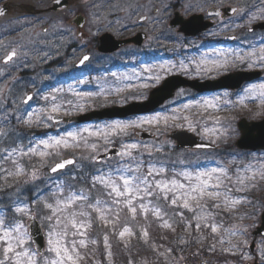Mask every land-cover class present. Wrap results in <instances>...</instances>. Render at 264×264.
<instances>
[{
  "label": "flooded vegetation",
  "instance_id": "af4514ba",
  "mask_svg": "<svg viewBox=\"0 0 264 264\" xmlns=\"http://www.w3.org/2000/svg\"><path fill=\"white\" fill-rule=\"evenodd\" d=\"M175 14L198 15L193 24L199 32L185 36L177 26H170ZM260 22H264V0H62L60 4L56 0H0V43L7 42V51L2 56L0 52V83L37 70L44 76L46 104L94 109L114 103V88L119 84L115 76L127 78L124 91L134 85L141 91L179 69L200 80L243 69L261 70L263 75L259 65L246 68L237 59L245 47L264 42L260 37L264 29H253ZM39 26L41 35L35 32ZM105 35L114 40L136 39L115 51L101 52L100 40ZM105 39L111 43L109 37ZM35 41L34 46L28 45ZM19 48L24 53L20 58ZM13 49L17 55L5 62ZM85 55L89 59L78 66ZM227 55L233 67H227ZM157 67L163 69L154 70ZM157 76L162 78L155 83L147 79ZM259 78L242 87L257 85ZM189 91L198 99L230 90ZM51 92H55L54 100ZM13 127L18 130L17 123Z\"/></svg>",
  "mask_w": 264,
  "mask_h": 264
},
{
  "label": "rangeland",
  "instance_id": "374dc122",
  "mask_svg": "<svg viewBox=\"0 0 264 264\" xmlns=\"http://www.w3.org/2000/svg\"><path fill=\"white\" fill-rule=\"evenodd\" d=\"M41 26L37 27L35 32L41 35L40 32ZM45 37V36H44ZM42 37V38H44ZM261 38L264 37V35L260 36ZM39 43L43 44V39H40ZM37 42H31L28 43V45L34 46ZM42 47V45H40ZM261 47H264L263 45L258 46L255 49L256 54H259V49ZM7 42L0 43V52L1 56L7 51ZM34 49V48H32ZM35 50V49H34ZM254 50H242L241 55H244L246 57V61L241 63L238 61L241 65L249 66V63H252V65H259L258 68L263 69L264 67L261 66V63L256 61V56L247 57V53L253 52ZM23 51L19 48L18 57L23 56ZM198 56L195 57L197 59ZM227 60V67H233L234 63L229 58V55L226 57ZM237 65V64H236ZM160 68L163 69V67H157L154 68V70H159ZM186 73L184 69H179L180 74L183 73L182 71ZM178 72V73H179ZM11 80L8 82L0 83V126L2 122L4 121V117L12 116L15 119L18 118V112L21 110H24L27 106L23 104L22 100L25 96V94L29 91H31L34 94H36V98L40 97L38 94L40 89L44 86V76L37 73V70L34 71V74L31 76L21 77V78H14L9 77ZM162 78V77H161ZM159 77V80L161 79ZM121 79V77H119ZM138 79V78H133ZM150 80V82L154 83L159 80L155 79V77H149L147 78ZM18 80V81H16ZM264 83V81L262 82ZM261 83V84H262ZM254 86V85H253ZM252 87V86H250ZM248 87V88H250ZM247 89V88H245ZM244 91L238 92L237 95L232 96L231 93H224L221 96H218L217 94L211 95L209 97L199 98V99H191L190 94L185 91H179L176 93L174 97V101L170 102L166 108H168L172 114L171 115H163L161 113H156L152 116H141V117H135V118H128L125 120H113L109 121L107 123H97L98 127H103L106 124H110L114 121L119 122H129V121H139L140 119L145 118H152L159 116L161 117L159 123H152V124H144L141 128H136L130 130V134L127 136H113L110 137L111 143L105 144L104 141L96 140L95 137H90L88 133L82 132L81 135H85L86 138L89 141V145L95 143L97 145V149L95 152L91 150L90 147H85L83 144V141L80 142L79 148H69L64 149V151H67L68 153H71L68 156L74 157L78 163H76L75 168L73 170H79L83 169L84 165L89 166L90 168H96L98 172H101L103 168L109 166V167H117L119 163H121L120 158H115V160L112 161H102L100 163H95L91 159H84V157H91L92 155H98L102 152H105L109 147L112 145H116L119 149H121V146L123 144L127 143H137L138 148L133 151L134 152H140L144 155L148 156H156V155H149V152L151 153H157L158 149L165 151V159H174L176 163H179L181 167H185L188 171H197V170H204L207 168L212 167H220V166H227L229 169V175L233 176L235 179V174L237 168H239L240 163L245 166L249 163H251L252 160H254L253 165L254 168H258L260 166V163L264 162V154L262 152H253L251 153H244L243 155L245 157H241L239 160L240 163L238 165L235 164V166L238 167H231L232 163L231 161H235L236 158H238V153H236L235 148L231 146L229 149L232 151L235 155L233 159H230L229 162L231 164H222L221 161L217 160L218 158L215 155H212L213 153L210 151H196L195 153L191 154V158L188 156L186 157L185 154H181L178 151H174L173 143L167 138V133L169 132L167 129L171 126L178 129H185L188 130L195 135L199 136L202 140L210 142L212 144L218 145L220 147L225 146L228 142L231 144L234 139L238 136V132L235 126L237 118L241 116L248 115L249 117H254V119L261 118V113L259 112L258 108L264 106V102L258 101L254 99H245V95L247 94ZM147 91L145 89H142L141 91L138 89V86L134 85L132 87L128 88V92L125 94H115L113 97L114 102H120L125 103V101H131L140 99L141 97L145 96ZM52 97H54L55 92H51ZM204 100H213L214 103L217 105L215 108L206 107L203 105ZM32 101V100H31ZM44 101V100H43ZM11 103L13 105V108H9L6 111H4L5 105ZM7 104V105H8ZM28 105V104H27ZM33 103L30 105L32 106ZM110 105V104H109ZM187 105L188 107H185ZM5 106V107H4ZM62 114H65L67 110L60 109ZM53 113L50 112V109H39L38 114L34 115L33 118L36 119L37 116H39V122L42 124H48L50 119H47L49 115H52ZM254 114V115H253ZM163 117H168L167 125L165 124V121ZM173 117H177L176 119H173ZM184 117H188V120L186 121ZM252 117V118H253ZM256 117V118H255ZM230 122L231 124L228 125V132L225 134L224 129L225 127H222L225 123ZM189 123H191L192 127H189ZM21 130L25 133H30L26 128L28 126L25 123H21ZM100 124V125H99ZM177 125H180L179 127ZM221 125V126H220ZM5 126H9L6 124ZM13 130V135L10 137L11 141L9 143H12L14 141V138L17 139V137L21 136L23 132L18 131V134L16 135V129L13 126H10ZM97 127V128H98ZM167 127V129H165ZM84 128H89L91 130H94L93 128H96V126L87 125V126H80V130ZM165 129V130H164ZM136 130H146L153 132L157 134V138L153 142L148 143H140L137 140H134L133 135ZM6 131H4V134ZM4 134H0V140L2 137H4ZM55 138V137H51ZM223 140V141H222ZM226 141V142H224ZM147 145V149L144 147ZM4 144L0 145V148H2ZM155 149V150H154ZM222 149V148H221ZM236 150V151H235ZM64 156H58L57 159L50 161L51 157L48 159L46 164L39 163L37 168H31L28 169L27 162H30V156H24V157H18V160L20 158L21 165L24 169V175L21 177H7L6 173L2 172L0 173V208L2 211H5L10 205H17L19 203V198L23 199L22 202L26 198L30 197L31 191L36 193V189L33 188V185L35 182L38 183L40 179L46 178L47 175V168L52 163H54L56 160L62 158ZM222 156L219 155V158ZM156 158V157H155ZM252 160L249 162L248 160ZM164 159V158H162ZM164 159V161H166ZM156 162H153L150 160L145 167L144 172L147 173L148 165L157 163V165L160 164L161 161L159 159H155ZM214 162H213V161ZM217 160V162H215ZM127 159L124 162H126ZM183 162V163H182ZM37 170V179L35 181H32L30 179L31 173L33 170ZM243 169V167L241 168ZM14 171V170H13ZM166 177L171 178L172 173L165 172L164 174ZM155 178H161L159 176ZM149 179H152L150 177ZM178 179L181 180V182L186 183V181L183 180L182 177H178ZM255 184V187H246L243 192H236L235 188L238 187V185H234L233 183L227 184V187H230L233 189V195L237 198H240L242 202L235 206V208L231 210H225L223 204H221V207L219 210L226 211V213H215L213 214L215 217V223L219 225V231L216 234H213L211 232V228H203L201 227V230L197 231L195 228L196 221L193 219L194 215L196 213L189 212L187 209H183L179 207V205L182 203V201H178L176 206L171 205V196L172 194H169V200H164L161 196L160 199H157L156 196L147 197L145 198L147 201L150 202V199L153 200V206L158 207L161 210V216L160 220L164 222L165 220L168 221V223L171 225V230L174 235V254L172 253H166L162 255L160 258H152L151 260L147 259H141L137 258L138 263H131V264H245V262L252 263L254 259H257L259 264H264V260L261 259L262 254H264V239H261L258 241V245L256 246L254 254L252 251L249 250V245L252 240V230L258 223V218L260 213L264 210V204L261 198V194L264 193V180L260 179L259 177L256 178L255 181L251 182ZM248 193L253 194V197H250ZM17 198V201L13 202L14 199ZM12 202V203H11ZM145 203V202H144ZM194 203V202H193ZM208 203V209L207 211H210L213 213V210L216 209L212 207L213 201L209 200ZM146 204V203H145ZM139 205V202H138ZM150 209V206H148ZM218 210V209H216ZM220 211V212H221ZM183 212V218H181L178 213ZM34 213V212H31ZM122 213V212H121ZM35 214V213H34ZM14 217L11 215V217H8L7 220L11 221ZM29 218L26 216V220ZM26 220L24 223H26ZM188 222H191V226L188 227ZM26 226V225H25ZM127 226V225H126ZM129 227V226H127ZM131 229V227H129ZM227 230V231H226ZM132 232H134L131 229ZM232 232H235V235H232ZM46 232H45V239H46ZM120 236L118 242L122 241L120 240ZM125 237L123 238V240ZM120 240V241H119ZM222 241V242H221ZM232 245H236V247H232ZM214 246V247H213ZM104 251H94L91 254H88L90 257H93L96 253H98L96 260L91 261L92 264H99L96 263L98 259L101 258V256H104V259L106 261L110 260V256L108 255V252L110 249H106L104 246ZM224 249H228V251H225ZM119 247L117 243L115 244V249H113V252H118ZM85 255V253H83ZM192 254V257L188 258V255ZM247 257V258H246ZM189 259L188 261L186 259ZM85 260L87 258L85 257Z\"/></svg>",
  "mask_w": 264,
  "mask_h": 264
},
{
  "label": "snow or ice",
  "instance_id": "6c2138e0",
  "mask_svg": "<svg viewBox=\"0 0 264 264\" xmlns=\"http://www.w3.org/2000/svg\"><path fill=\"white\" fill-rule=\"evenodd\" d=\"M56 3L60 4L62 0H56ZM232 11L235 12L237 9L234 8ZM255 18L252 17V19ZM16 55L17 52L13 49L5 57V62L12 61ZM254 55L256 61L264 67V47L259 49L258 55L255 50L247 53V57ZM88 59L89 57L85 55L80 63L83 64ZM237 59L241 63L246 61L244 55H238ZM220 66L217 65V67ZM249 67H252V63H249ZM155 79L159 80V77L157 76ZM144 86L147 87V85ZM245 92L249 95V98L255 97L264 102V83L245 89ZM30 99L31 96H27L25 102ZM54 99L55 97H53ZM202 103L206 107H217L213 100H204ZM185 107L188 106L185 105ZM80 110L83 111L82 106ZM59 111L60 108L57 105H53L50 109L51 113H58ZM34 115L36 114H29L28 118L24 120V123L29 127L34 123ZM176 118L173 117V119ZM39 119V116H37L36 122H39ZM47 119H53V117L49 115ZM160 119L161 117L156 116L140 119L139 121H114L103 127H98L94 131L84 128L77 132H68L65 136L59 138L40 140L36 145L29 146L26 151L23 146L19 145L10 149L0 148V152H7L3 159L12 160L15 165V171L0 168V172L6 173L7 177H21L25 174L24 169L14 157L39 156L42 164H46L48 157L60 155V149L79 148L81 141H83L85 147H90L95 152L97 145L95 143L89 145L88 139L81 135L82 132H86L90 137H95L97 140H103L105 144H109L112 136H127L130 134V130L141 128L144 124L159 123ZM163 119L167 125L168 117H163ZM184 119L187 121L188 117H184ZM189 127H192L191 123H189ZM0 134H4L3 129H0ZM144 147L147 149L148 146L145 145ZM137 148V143L123 144L120 151L116 153L121 163L117 167H110L106 173L101 172L100 175L92 176L91 187L87 191L83 188L76 190L73 185L66 186L64 181H59L53 187L51 201L47 198L33 201L35 204H42L43 208L50 213L41 217L42 222L48 226L46 247L43 252L39 248L32 247L34 242H32L30 230L21 219L14 218L9 221L0 214V264H81V261L85 259L81 249H86L88 243H97L96 240H89L88 237V229L91 228L93 223V213H96V219L103 221L105 225L113 224L119 220L118 211L115 213V221L109 219V216L113 215V207L120 208L123 206L127 207L132 214V218L135 219L137 207L134 202L139 201L140 210L147 212L148 205L143 201L145 198L154 195L157 199L162 196L167 201L171 193V205L176 206L178 201H182L179 207L196 213L193 219L196 221L195 228L197 231L201 230L202 226L203 228L210 227L211 232L216 234L219 231V225L215 223L213 213L207 211V201H213L212 207L216 209H219L223 204L225 210H231L240 204L242 200L233 195V189L226 185L227 181L238 185L235 188L236 192H243L246 187H255V184L251 182L255 181L257 177L264 180V162L260 163L258 168H254L251 163L245 165L243 169L237 168L235 179L229 175V169L223 166L197 171L184 170L176 172L171 178H168L164 175L166 172L164 167L157 168L150 163L147 173H145L143 171L144 161L133 155V151ZM149 155H151V152H149ZM84 159L99 162L98 155L84 157ZM126 159L127 163H123ZM74 163L73 159H62L51 166L50 171L57 173L65 169L67 165ZM157 176L161 178H155ZM150 177L152 179H149ZM178 177H182L186 183L181 182ZM30 179L32 181L37 179V170L32 171ZM73 179H78V177H73ZM97 185H101L107 190L106 194L111 201L110 204L100 198L95 201L90 199L91 191ZM14 213L18 217L27 216L29 220L35 219V216L31 214V207L28 205L15 207ZM153 214L159 218L161 216L160 208L154 207ZM178 215L183 218L184 214L180 212ZM162 226L165 228L171 227L167 220L164 221ZM187 226L190 227L191 222H188ZM126 234L133 235L131 229L127 226L119 232V236L123 239ZM235 234V232H232V235ZM143 237L147 242L148 232L146 230L143 231ZM104 245L106 249H110L107 234L104 236ZM232 247H236V245H232ZM224 250L228 251V249ZM172 251V249H168L169 253ZM108 255H111L110 250ZM261 259L264 260V254H262Z\"/></svg>",
  "mask_w": 264,
  "mask_h": 264
},
{
  "label": "trees",
  "instance_id": "16d2710c",
  "mask_svg": "<svg viewBox=\"0 0 264 264\" xmlns=\"http://www.w3.org/2000/svg\"><path fill=\"white\" fill-rule=\"evenodd\" d=\"M61 153L65 154V151L62 149ZM134 155L138 159L144 161L143 171L145 170L149 160L156 159L153 156L150 157L148 155H144L143 152L134 153ZM54 157L56 158L57 156L54 155ZM171 163L173 162H170L167 168L164 166L166 171L169 173L174 172V169L177 168V165H171ZM159 167L160 166H157V168ZM88 168L89 169L87 170L80 169V171L71 172L70 175L64 177L63 181L65 185H73L76 190L83 188L85 191H87L91 187L92 176L101 174L97 173L96 169L93 167ZM73 177H78V179L74 180ZM59 181H62V179H59V177L56 178L55 176L51 177L46 189H43V191H41L36 197H34V194L31 191L29 201L27 202L28 204L26 203L24 205L30 206L31 209L34 208L39 216H41V213L43 212H45V215H49V211L43 208L42 204H35L33 201L44 198H47L51 201V192L54 185ZM106 192L107 190L101 185H97L96 188L91 191L90 199L95 201L97 198H100L108 201L110 204L111 201ZM248 195L251 196L252 194L249 193ZM152 198L150 199V202L146 199L143 201L148 206H150V209L148 207L147 212L140 210L138 206L139 201L134 202V205L137 207L135 219L132 218V214L128 211L127 207L123 206L120 208L113 207V215L109 216V219L115 221V213L117 211L119 212V220L113 224L105 225L103 221L96 219V213H93V223L91 228L88 229V237L89 240L94 239L97 241V243H88L86 249H81V252L85 253V257L87 258V260L84 259L81 261V264H92L90 262L96 260L98 253H96L93 257H90L88 254H91L94 251H104L103 240L105 234L108 236L111 255L109 261H106L104 256H101V258L96 262L99 264H130V262L138 263L137 258H140V256H142L141 259L147 260H151L152 258H160L162 255L168 253V249H172L173 251L171 253L174 254V235L172 233L171 227H163L162 225L164 222L160 220V217L157 218V216L153 214L152 206L154 203ZM15 207L17 206L10 205V207H8L5 211H2L0 208V214H2L7 219L14 214ZM120 222L121 225L119 226ZM126 225L131 227V229L134 231L132 232L133 235L129 236L126 234L125 239H122V241H120V239V242H118L117 239L119 234L117 233V230H119V232L122 231V228H124ZM144 230L148 232L147 242H145V238L143 237ZM116 243L119 247V251L113 252Z\"/></svg>",
  "mask_w": 264,
  "mask_h": 264
},
{
  "label": "water",
  "instance_id": "95a60500",
  "mask_svg": "<svg viewBox=\"0 0 264 264\" xmlns=\"http://www.w3.org/2000/svg\"><path fill=\"white\" fill-rule=\"evenodd\" d=\"M180 25L179 30L186 35L195 34L198 30H195L193 22L188 20L181 21L179 19H174L173 25ZM260 28H264V23L258 25ZM112 38V37H111ZM113 44L106 43L102 41L100 48L103 51H112L117 49L123 44L119 41H114ZM258 75V72H239L235 74H230L224 76L221 82L217 83L213 87H227L234 88L239 86L244 81H250L255 76ZM207 83H198L197 80L189 81L181 76H172L165 79L162 84L150 92L149 98L144 102H133L123 107L112 106L104 108L101 110L91 111L86 114L71 117L63 118L60 116H53V121L55 122H69L75 121L77 123L90 121L93 118L103 119V118H125L130 115H137L148 113L159 105H161L165 100L173 96V92L179 87H192L198 91L211 89L207 86ZM26 101V98H25ZM238 128L240 131V137L236 140L235 146L240 149H250V150H264V119L257 122H247L246 120H241L238 123ZM136 135L140 139L151 138L150 133L138 131ZM176 143L177 147L180 148H211L212 146L206 142H201L199 139L185 130H176L170 133L169 135ZM119 150L117 148H111L107 153L101 154L99 160L102 158H108L111 156H117L116 153ZM72 159V158H66ZM50 173H52L49 170ZM28 228L30 230V235L32 237V242L34 248H39L40 251H43L44 248V235L36 219L30 220ZM254 235H263L264 234V211L260 216V225L256 227L253 232Z\"/></svg>",
  "mask_w": 264,
  "mask_h": 264
}]
</instances>
